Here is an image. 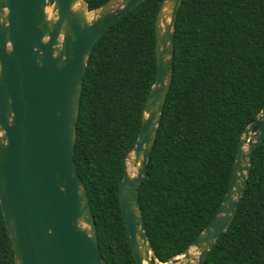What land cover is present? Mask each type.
Segmentation results:
<instances>
[{
    "label": "trees",
    "instance_id": "trees-1",
    "mask_svg": "<svg viewBox=\"0 0 264 264\" xmlns=\"http://www.w3.org/2000/svg\"><path fill=\"white\" fill-rule=\"evenodd\" d=\"M107 1L88 0L89 10ZM161 2L146 0L113 22L84 76L74 160L105 264H136L119 188L157 76ZM263 105L264 0H183L172 84L139 187L145 229L161 262L186 250L215 217L241 134ZM0 264H15L1 203ZM203 264H264V140L235 218Z\"/></svg>",
    "mask_w": 264,
    "mask_h": 264
},
{
    "label": "water",
    "instance_id": "water-1",
    "mask_svg": "<svg viewBox=\"0 0 264 264\" xmlns=\"http://www.w3.org/2000/svg\"><path fill=\"white\" fill-rule=\"evenodd\" d=\"M146 0H0V203L15 264H105L88 193L74 160L77 120L93 47L116 20ZM183 0H162L156 21L157 76L141 129L124 158L121 211L136 264H203L235 218L264 105L242 132L229 188L212 221L181 254L161 262L139 198L173 79L175 23Z\"/></svg>",
    "mask_w": 264,
    "mask_h": 264
},
{
    "label": "rangeland",
    "instance_id": "rangeland-1",
    "mask_svg": "<svg viewBox=\"0 0 264 264\" xmlns=\"http://www.w3.org/2000/svg\"><path fill=\"white\" fill-rule=\"evenodd\" d=\"M51 6H52V4L50 3V7H49V9H48L49 11H51Z\"/></svg>",
    "mask_w": 264,
    "mask_h": 264
},
{
    "label": "bare ground",
    "instance_id": "bare-ground-1",
    "mask_svg": "<svg viewBox=\"0 0 264 264\" xmlns=\"http://www.w3.org/2000/svg\"><path fill=\"white\" fill-rule=\"evenodd\" d=\"M147 264V263H146Z\"/></svg>",
    "mask_w": 264,
    "mask_h": 264
}]
</instances>
